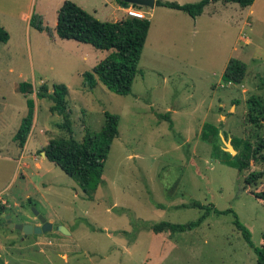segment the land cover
Instances as JSON below:
<instances>
[{
    "label": "rangeland",
    "instance_id": "374dc122",
    "mask_svg": "<svg viewBox=\"0 0 264 264\" xmlns=\"http://www.w3.org/2000/svg\"><path fill=\"white\" fill-rule=\"evenodd\" d=\"M75 1L103 22L120 19V5H125L124 0ZM8 2L0 0V9L16 15L18 30L10 28V40L0 44V151L18 158L19 147L11 140L32 101L36 121L27 141L29 159L20 165L29 164L25 171L40 188L47 185L43 189L47 200L33 197V206L23 208L32 217L33 209L44 217L50 207L66 230L74 231L70 240L85 258L70 264H257L255 251L264 244V204L251 192L264 191V179L248 187L245 178L263 166L251 162L239 174L233 159L222 150L225 142L232 146L231 138L254 146L264 140V122H249L247 104L251 97L264 103V0H255L245 9L233 3L209 4L195 19L181 11L144 7L151 28L127 96L101 84L92 91L84 89L83 74L105 57L104 51L75 41L53 42L32 27L29 35L26 20L20 17L26 0L12 9ZM59 3L36 0L34 13L43 11L44 23L51 28ZM231 58L247 66L239 85L228 84L222 77ZM41 84L49 89L54 84L68 88L71 137L78 142H83L85 129L90 133L101 130L105 112L119 117V135L96 190L85 192L43 157L50 140L70 134L57 127L63 119L49 111L52 103L35 98ZM23 85L32 87L33 93L24 94ZM205 124L219 130V139L212 144L201 138ZM236 154L235 150L230 155ZM33 156L42 162L41 171L35 169ZM5 164L9 170L16 167V163ZM8 178L9 174L0 184V199L14 204L25 189L24 182L12 183ZM20 184L21 190L13 193ZM191 202L220 212L232 210L249 231L252 247L236 230L231 213L211 214L199 228L183 234L150 230L162 221L186 224L196 220L203 211L187 207ZM8 214L13 222L22 220L10 210ZM24 255L35 264H58L50 253L27 250Z\"/></svg>",
    "mask_w": 264,
    "mask_h": 264
},
{
    "label": "trees",
    "instance_id": "16d2710c",
    "mask_svg": "<svg viewBox=\"0 0 264 264\" xmlns=\"http://www.w3.org/2000/svg\"><path fill=\"white\" fill-rule=\"evenodd\" d=\"M221 2L223 4L233 3L241 9L251 7L255 0H200L194 4L180 5L174 2L155 1V7H164L171 10L181 11L195 19L199 17L206 6ZM29 25L38 32L46 33L50 39H55L54 32L59 39L72 40L78 43L87 44L95 50L105 51L107 55L100 60L91 72L83 74V88L92 91L98 84L103 85L107 90L117 95L127 96L131 93L132 84L138 74V65L141 54L149 33L150 20L148 18L138 19L134 17H123L115 22H103L76 5L71 1H64L57 13V23L53 29L44 23L42 15L32 13ZM9 40L8 32L0 27V44ZM247 66L244 62L231 58L224 71L223 80L228 84H241L246 76ZM21 91L26 94L33 93L32 87L23 85ZM68 88L63 84H54L51 89L41 84L35 93L36 99H47L52 103L49 111L62 117V123L58 128L70 134L69 138H58L49 141L44 149L45 158L54 163L68 177L73 179L85 192L94 191L102 181V174L105 162L110 152L113 141L118 138L119 117L108 112L104 113V124L98 133H90L85 129L83 142H78L71 137V112L67 104ZM249 122L258 125L264 122V103L255 97L248 102ZM35 116L34 103H28V111L21 119L20 126L13 136V141L22 149L28 139L33 126ZM167 119L166 116H160ZM201 138L204 142L212 144L219 139V130L216 126L205 124ZM231 144L237 151L235 156L222 150L225 155L234 161L237 171L241 174L247 170L251 162H259L263 168L260 171L249 173L245 178L248 187H254L264 179V140L254 146L247 140L231 138ZM264 204V191L251 192ZM33 206L32 199H27L24 208ZM159 207V206H157ZM182 208L185 206H181ZM189 208H196L203 213L194 221L186 224H172L166 221L156 223L150 227L155 234L168 233L183 234L199 228L211 214L221 215L231 213L234 217L233 224L241 233L245 242L252 247L249 231L238 221L232 210L220 212L204 206L198 202H191ZM8 210L0 204V224L5 223L2 214ZM13 231V230H11ZM264 241V232L261 236ZM257 264H264V244L255 251ZM0 264H4L0 258Z\"/></svg>",
    "mask_w": 264,
    "mask_h": 264
},
{
    "label": "crops",
    "instance_id": "0c3cea01",
    "mask_svg": "<svg viewBox=\"0 0 264 264\" xmlns=\"http://www.w3.org/2000/svg\"><path fill=\"white\" fill-rule=\"evenodd\" d=\"M9 2V7L16 8L17 6L20 5L22 0H8ZM36 0H26L25 5H24V10L21 13V19L26 20V32L30 35V25H29V20L34 12V3ZM66 0H59V4L56 7L55 14L53 16L54 21H53V27L51 29L54 30L56 23H57V13L63 2ZM76 5L75 0H68ZM156 1V0H155ZM200 1V0H198ZM163 2V1H161ZM181 5V4H180ZM79 6V5H78ZM207 7V6H206ZM126 8L127 6L125 5H120V12L122 13L121 18L122 19L126 14ZM155 8V6H154ZM140 10L143 14L145 13L146 15L148 12L145 11V8H137ZM153 9V8H152ZM172 11L171 9H168ZM176 11V10H173ZM40 14L45 18L46 14L43 11H39ZM14 13L11 11H6V9L1 8L0 9V27L4 28L8 34H10V28H12L14 31L18 30L17 25L15 24V17ZM118 19V20H120ZM149 19V17H148ZM117 20V21H118ZM150 28H151V23H150ZM150 31V29H149ZM54 32V31H53ZM39 33H44V32H39ZM55 34V32H54ZM149 37V33H148ZM56 39H59L56 34H55V39H51L53 42H56ZM10 40V39H9ZM8 40V41H9ZM62 40V39H59ZM62 41H72V40H62ZM104 53L107 55V52L104 51ZM105 55V56H106ZM102 60V59H101ZM99 85V84H98ZM35 116L33 120V126L35 124ZM32 126V128H33ZM42 133V132H41ZM16 134V133H15ZM14 134V135H15ZM13 135V136H14ZM13 136L12 140L13 141ZM29 137V136H28ZM28 141V139H27ZM27 141L24 145V147L20 150L18 148L19 154L18 158L15 159L11 154L7 153L6 155L2 154L0 151V184H4V180L6 178V175L9 174V178L11 179L12 183H17L18 181L22 180L24 182V187L25 189L23 190L22 185H19V189H17L13 193H18L21 188L22 191L21 193L18 194L19 199L16 200V196L11 193V197L16 200L14 204H11L9 200H2L0 199V204L5 206L7 210H10L13 212V214L18 218L20 216L22 218L18 219L17 222L12 221V216L11 217V222L14 224H32L34 226H39L40 223L37 220V218L34 216H30L29 213L26 211V209L23 208V205L25 204L27 199H31L33 197L37 198L38 200H41L46 202V197L44 194L43 189L47 186L44 184V186L40 188L35 182H32V180L29 178L27 175V172L25 171L26 169H29V164H24L20 165L21 161L28 160L29 158L25 155L26 149H27ZM15 143V142H14ZM18 147V146H17ZM45 157V156H43ZM32 161L34 162L35 169L38 171L42 170V162H40L38 159L35 158V156L31 157ZM5 163H11L14 165L16 163V167H13L12 170H9L6 168ZM7 170L9 172H7ZM37 176H39L38 173H36ZM8 178V179H9ZM2 187V186H1ZM31 188V189H29ZM3 191H0V194H2ZM39 197V198H38ZM41 198V199H40ZM47 205V204H46ZM46 220L52 224V230L48 233L41 234V235H28L24 236L22 232L18 231H11L10 229L7 228L6 222L0 224V258L3 260L4 264H35L34 260H31L29 257L27 259L24 258V253L27 250L34 251L35 253L39 254H46L50 253L52 254L55 258L58 260V264H70L71 260L77 261L78 259L85 258L83 254L77 250L76 242L72 241L70 239L74 238V231H70L69 235H63L61 234L58 230H56V227L58 228L59 226H65V224L61 221L58 215H56L55 212L52 211V209L49 207V212L48 215L44 216ZM66 227V226H65ZM72 241L73 243H71ZM16 243H21L23 244V248L20 246L17 247Z\"/></svg>",
    "mask_w": 264,
    "mask_h": 264
},
{
    "label": "water",
    "instance_id": "95a60500",
    "mask_svg": "<svg viewBox=\"0 0 264 264\" xmlns=\"http://www.w3.org/2000/svg\"><path fill=\"white\" fill-rule=\"evenodd\" d=\"M124 4L127 7H135V8H154L155 6V0H124ZM230 141V140H229ZM226 149L225 152L232 154L235 153V150L232 148V146L225 142ZM44 156V154H43ZM34 215L39 221V226H34L32 224H14L11 222V217L8 214H2V217L4 218L7 228L10 230H15L18 232H22L24 236L28 235H41L48 233L52 230V224L49 223L46 218H44L42 215H40L36 210L33 209ZM58 231L63 235H69L70 233L66 230L65 227L59 226Z\"/></svg>",
    "mask_w": 264,
    "mask_h": 264
},
{
    "label": "built area",
    "instance_id": "2783aa9c",
    "mask_svg": "<svg viewBox=\"0 0 264 264\" xmlns=\"http://www.w3.org/2000/svg\"><path fill=\"white\" fill-rule=\"evenodd\" d=\"M125 14L128 17H134V18H138V19H144L145 18L144 14L140 10H138L132 6L126 8Z\"/></svg>",
    "mask_w": 264,
    "mask_h": 264
}]
</instances>
